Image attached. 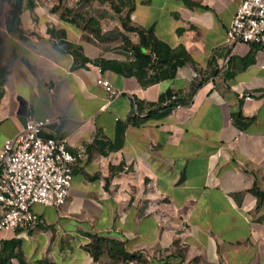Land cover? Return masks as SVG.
<instances>
[{
    "label": "crops",
    "instance_id": "1",
    "mask_svg": "<svg viewBox=\"0 0 264 264\" xmlns=\"http://www.w3.org/2000/svg\"><path fill=\"white\" fill-rule=\"evenodd\" d=\"M123 1L119 17L105 19L69 1L34 0L33 8L24 3L13 32V2L0 1V67L7 72L0 148L32 114L60 118L44 135L65 140L81 155L67 203L59 209L36 204L40 223L0 231V253L5 241L17 239L15 250L26 264L111 262L107 254L97 262L85 249L94 234L124 242L149 264H264V198L251 192L255 186L264 192V46L227 39L243 0ZM127 16L187 51L190 61L175 77L163 78L168 68L156 66L143 81L162 78L143 83L94 63L133 56L121 41L102 43L88 34V19L108 31ZM128 35L140 42L138 33ZM66 42L91 61L55 46ZM101 78L116 97L98 83ZM175 99L181 101L168 115L131 122ZM239 112L252 120L238 125Z\"/></svg>",
    "mask_w": 264,
    "mask_h": 264
},
{
    "label": "built area",
    "instance_id": "2",
    "mask_svg": "<svg viewBox=\"0 0 264 264\" xmlns=\"http://www.w3.org/2000/svg\"><path fill=\"white\" fill-rule=\"evenodd\" d=\"M227 39L231 44L264 45V0L241 2ZM98 83L111 97L118 95L109 80L101 78ZM54 123H60V118L38 119L29 114L23 129L0 148V231L40 223L36 204L59 209L67 203L81 155L72 152L65 140L44 135Z\"/></svg>",
    "mask_w": 264,
    "mask_h": 264
},
{
    "label": "trees",
    "instance_id": "3",
    "mask_svg": "<svg viewBox=\"0 0 264 264\" xmlns=\"http://www.w3.org/2000/svg\"><path fill=\"white\" fill-rule=\"evenodd\" d=\"M120 3L122 4L124 3V1L120 0ZM26 7L33 8L34 0H27ZM23 8L24 0H15L12 3L10 19L8 21V28L9 30H11V32L19 30V17ZM57 8L58 6H55L54 10ZM115 10L119 13L121 12L117 5L115 6ZM62 16L64 17L65 15L63 14ZM121 22V27L116 26L108 31H104L102 29L99 21L95 17H91L90 19H88V21L84 25V30L88 34L92 35L97 41L102 43L121 41L123 44V48L133 56V59L131 61L126 62L105 59L94 61V63L101 66L102 69H112L125 75H135L143 83H147L158 81L162 77H175L178 67L183 66L188 61H190V57L185 49H173L170 45L158 39L153 29H143L141 27L132 25L129 16L121 17ZM131 32H136L139 34V43H134L132 41V39L128 35V33ZM252 45L255 48L264 46L261 44ZM55 46L60 51L72 53L73 55H75V57H77V59H80L82 62L91 61L89 58L85 57L82 48L78 45L66 42L63 48H60L58 45ZM143 48H146L149 52H143ZM253 61V55L249 56L248 63H251ZM156 66H165L166 68H168V70L161 75V78L155 76L147 81H143V77L144 75H146L147 69L155 68ZM6 74L7 72L0 67V100L3 95L2 86L4 84V78ZM180 101V99H175L170 105L161 108V110L150 111L149 114L143 118L134 116L131 118V122L134 125H140L149 118L164 117L168 115ZM246 119L247 118L244 117L242 112H239L235 115V122L238 125H242V122ZM247 120L251 121L252 119L250 118ZM251 192L255 196H257L259 200L264 198V192L256 186L251 190ZM89 236L92 240L85 246V249L92 255L94 260L98 262L100 258L105 254H107L111 259V262L101 264H121L133 261L138 262V264H149V261L141 254L129 252L125 247V243L120 240L94 234H89ZM18 244L19 240L17 239L7 240L4 242L3 252L0 253V264H10L13 258H17L21 262V264H26L22 253L16 252L15 250ZM37 264H53V262H51L49 259H40L37 261ZM177 264H184V259H182Z\"/></svg>",
    "mask_w": 264,
    "mask_h": 264
},
{
    "label": "rangeland",
    "instance_id": "4",
    "mask_svg": "<svg viewBox=\"0 0 264 264\" xmlns=\"http://www.w3.org/2000/svg\"><path fill=\"white\" fill-rule=\"evenodd\" d=\"M0 1H6V0H0ZM9 3L14 2L15 0H7ZM38 3L42 2H49L51 0H36ZM55 2H71L75 6V10L81 11L82 13L84 11L87 12V14H98L102 18L108 19L110 13H113L112 15H115L116 17H119L117 13L118 11L115 10V6L121 9L122 4L120 3V0H53ZM27 0H24V3H26ZM115 5V6H113ZM111 9L113 12H111Z\"/></svg>",
    "mask_w": 264,
    "mask_h": 264
},
{
    "label": "water",
    "instance_id": "5",
    "mask_svg": "<svg viewBox=\"0 0 264 264\" xmlns=\"http://www.w3.org/2000/svg\"><path fill=\"white\" fill-rule=\"evenodd\" d=\"M143 51H146V49L144 48Z\"/></svg>",
    "mask_w": 264,
    "mask_h": 264
}]
</instances>
